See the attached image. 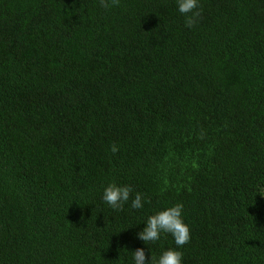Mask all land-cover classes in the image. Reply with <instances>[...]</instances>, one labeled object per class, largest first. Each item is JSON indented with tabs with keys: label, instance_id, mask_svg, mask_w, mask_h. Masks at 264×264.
Returning <instances> with one entry per match:
<instances>
[{
	"label": "trees",
	"instance_id": "obj_1",
	"mask_svg": "<svg viewBox=\"0 0 264 264\" xmlns=\"http://www.w3.org/2000/svg\"><path fill=\"white\" fill-rule=\"evenodd\" d=\"M199 3L0 0V264L158 260L177 203L182 264H264V0Z\"/></svg>",
	"mask_w": 264,
	"mask_h": 264
},
{
	"label": "clouds",
	"instance_id": "obj_2",
	"mask_svg": "<svg viewBox=\"0 0 264 264\" xmlns=\"http://www.w3.org/2000/svg\"><path fill=\"white\" fill-rule=\"evenodd\" d=\"M99 4L105 10L119 7L120 0H99ZM178 11L185 17V27L195 28L202 19V8L199 0H177ZM204 133H201V139ZM113 154L119 151L116 144L111 146ZM133 189L130 186H118L110 184L104 190L103 200L114 210L122 211L125 203L131 198V207L133 209L143 208L142 194L136 193L132 198ZM171 234L174 238L176 249H169L156 260L151 257L148 260L144 248L135 250L133 259L134 264H182L183 253L179 251L191 240L190 226L183 219V204L177 203L165 210H161L147 219L146 227L138 234V238L146 244L160 240L161 234Z\"/></svg>",
	"mask_w": 264,
	"mask_h": 264
}]
</instances>
